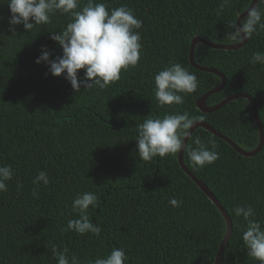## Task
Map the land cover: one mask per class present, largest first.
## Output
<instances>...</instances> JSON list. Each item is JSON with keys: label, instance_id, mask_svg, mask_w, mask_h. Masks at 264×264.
Returning <instances> with one entry per match:
<instances>
[{"label": "trees", "instance_id": "16d2710c", "mask_svg": "<svg viewBox=\"0 0 264 264\" xmlns=\"http://www.w3.org/2000/svg\"><path fill=\"white\" fill-rule=\"evenodd\" d=\"M251 1L98 0L109 9L127 5L142 20L137 30L141 58L138 66L122 70L120 79L107 88H81L75 93L63 74L54 76L48 64L36 63L41 45L51 52L50 59L62 55L50 32L62 31L71 18L57 11L49 24L30 31L17 25L12 33L8 0H0V165L14 170L8 190L0 192V264H57L53 245L61 250L67 246L69 258L76 255L81 264L106 257L113 248L125 250L126 264H214L226 231L221 212L182 170L178 153L141 160L136 127L147 118L187 111L243 149L257 145V126L245 98L212 112L196 107L195 100L217 86L220 78L188 61L195 35L235 43L227 36V23L236 21ZM86 2L80 0L77 10ZM257 51L264 52V29L259 27L238 49L197 43L194 60L219 70L226 79L206 104L235 92L248 93L264 132V65L250 62ZM173 62L196 75L198 88L182 94L183 104L161 106L154 94V76ZM79 72L83 76V70ZM192 136L204 143L214 141L219 153L203 168L191 167L182 153L185 166L211 190L232 221L219 264H259L243 246L247 222L233 209L251 205L254 218L264 225V145L247 157L202 127ZM41 170L49 177L46 186L32 183ZM17 181L23 185L20 190ZM85 191L100 199L97 208L89 207L90 219L102 228L99 237L62 230L69 219L79 218L71 205L76 194ZM173 197L182 201L179 207L169 203Z\"/></svg>", "mask_w": 264, "mask_h": 264}, {"label": "clouds", "instance_id": "9594fccd", "mask_svg": "<svg viewBox=\"0 0 264 264\" xmlns=\"http://www.w3.org/2000/svg\"><path fill=\"white\" fill-rule=\"evenodd\" d=\"M227 2V0H225ZM80 0H8L11 16L8 25L12 33H16L17 25H22L27 31L35 25L51 23V14L59 11L71 19L62 31L50 32V39L62 48V55L50 59L51 52L41 45V54L36 63L45 62L48 71L54 76L64 75L74 92L83 89L99 87L107 88L118 81L121 71L138 66L141 58L142 20L127 5L109 9L105 2L87 0L78 9ZM264 0H257L246 9V15L238 21L227 23V36L233 42L242 43L257 33L258 27L264 29ZM253 66L264 65V52H254L250 58ZM79 70H83V76ZM198 88L196 75L181 63L173 62L165 66L154 76V94L158 103L163 105H180L184 103V95L195 92ZM199 117L191 116L187 111L172 114L165 113L162 118H147L136 127V148L138 157L143 161H151L176 154L183 149L187 154L189 164L193 168H203L213 164L218 158L217 145L204 143L199 136H192L189 131L199 122ZM187 138V143H185ZM14 170L11 165H0V192L8 190V181L13 179ZM49 184L46 171H39L32 183ZM23 187L17 181V190ZM37 192L33 189V196ZM100 199L93 192L77 193L72 201V211L79 213V218L69 219L63 231L72 230L80 235L91 233L100 236L102 228L92 222L89 207L97 208ZM173 207H179L182 201L170 198ZM237 217L242 216L247 222L246 230L242 231L243 246L247 255L259 264H264V225L255 219V211L251 205H238L233 209ZM52 253L57 264H81L76 255L69 258V249L64 246L58 249L53 245ZM128 256L123 248H113L106 257L89 260L88 264H126Z\"/></svg>", "mask_w": 264, "mask_h": 264}, {"label": "water", "instance_id": "95a60500", "mask_svg": "<svg viewBox=\"0 0 264 264\" xmlns=\"http://www.w3.org/2000/svg\"><path fill=\"white\" fill-rule=\"evenodd\" d=\"M255 3H256V0H252L248 7H251ZM246 9L238 15L237 20H236V21H238V23H239V19H242L243 16L246 15ZM246 41L247 40L243 41L242 43L235 42V43H230V44H222V43L211 42V41L206 40L200 36L195 35L191 38V41H190V46H189V51H188V61L193 67H195L199 70H202V71L212 72L220 78V83L217 86L207 90L205 93L201 94L195 100L196 107L199 110H201L202 112H212V111L219 109L220 107H222L223 105H225L226 103H228L229 101H231L235 98H239V97L245 98L249 102L250 109H251L254 121L256 123V126H257L258 135H259L257 145L253 149H250V150L249 149H243L236 142H234L231 138H229L225 134L217 131L214 127H212L211 125H209L207 122H205L203 120H199V122H197L193 126V128H191L189 131L192 133L195 128L202 127L205 130L209 131L211 134L223 139L232 148H234L239 154H241L243 156L250 157V156H254L258 152H260L263 145H264L263 127H262V124L260 122L259 115L257 112V108H256V105H255V102H254L252 96L249 95L248 93H245V92H235L233 94L228 95L227 97H225L220 102H218L214 105H207L205 102L206 98L210 94H213V93L221 90L223 88L225 82H226V79H225L224 74L222 72H220L219 70H217L213 67H207V66L199 65L194 60V47L197 43H202V44L207 45L213 49L234 50V49H238V48L242 47ZM184 142L187 143V138H185ZM182 153H183V149H181V151L178 152V154H177V161H178L180 167L190 177V179L198 186V188H200L205 193V195L210 199V201L216 205V207L219 209V211L221 212V214L225 220L226 231H225L224 237H223V239L219 245V248H218L216 255H215V258H214V264H219V260H220V256H221V253L223 251V248H224L226 242L228 241V239L231 235V232H232V221H231L230 217L228 216L225 208L220 204V202L217 200V198L214 196V194L211 192V190L185 166V164L183 162V158H182Z\"/></svg>", "mask_w": 264, "mask_h": 264}]
</instances>
